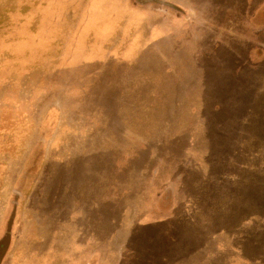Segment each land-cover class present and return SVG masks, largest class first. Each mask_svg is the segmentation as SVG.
<instances>
[{"label": "rangeland", "instance_id": "1", "mask_svg": "<svg viewBox=\"0 0 264 264\" xmlns=\"http://www.w3.org/2000/svg\"><path fill=\"white\" fill-rule=\"evenodd\" d=\"M100 3L0 0V264H51L53 235L65 230L66 202L88 189L84 181L105 186L108 232L124 228L108 256L125 253L130 229L147 213V226L135 230L133 254L140 264H163L173 237L194 247L199 226L214 232L213 205L227 215L220 223L231 231L210 242L203 237L208 244L186 264H264L263 211L258 201L243 199L261 193L263 131L258 111L251 118L238 113L244 112L240 104H261L264 79L238 65L252 50L261 60L263 2L229 12L224 6L233 0L195 6L188 14L182 9L192 37L161 39L156 48L146 42L132 64L100 50L94 59L85 54L99 28L87 21V7ZM100 6L125 5L104 0ZM99 8L92 7L93 18L105 9ZM137 52L144 62L137 63ZM232 55L237 64L227 61ZM138 149L145 151L123 154ZM201 185L205 192L196 202ZM152 207L177 212L167 225L183 232L168 236L155 229Z\"/></svg>", "mask_w": 264, "mask_h": 264}, {"label": "crops", "instance_id": "2", "mask_svg": "<svg viewBox=\"0 0 264 264\" xmlns=\"http://www.w3.org/2000/svg\"><path fill=\"white\" fill-rule=\"evenodd\" d=\"M122 1H124L125 6H100L104 2V0H101L99 6L87 7V21L90 17V24L91 22H97L99 28H97V34H95L98 39L95 41V45L89 47L85 53L86 55L88 54L94 59L97 55L96 50H100L103 52L101 54H106L107 56L115 55L117 59L127 60L126 62L128 64L135 63L133 62L134 52L138 51L139 46L146 42L150 44L152 43L156 48V44L161 39L169 41L170 39H174L173 37H177L179 40L185 37H192L185 33L187 32L186 30L189 24L187 25L185 19L186 16L181 12L182 9L188 14L189 9L193 10L195 6L212 5V1L215 0H161L162 2L149 3L146 5L135 4L131 0H120L121 3ZM233 1L234 3H232L231 6H224L227 12H229L230 9H234V6H250L252 0H239L237 2L235 0ZM227 2L230 3V1ZM261 2L264 4V0H261ZM92 7H105L102 12H98L99 19L92 17L94 13ZM118 16H122V18L118 21H112ZM259 43L262 45L264 44V28L259 32ZM263 53L264 45L259 51L260 58L258 59L261 60H255L257 57L253 50L250 51V54L248 53L247 56L242 54L241 65L238 66L243 67L244 70L242 71L246 72L250 70L248 75L257 72L255 75L258 74L264 79ZM86 55L84 56L86 57ZM128 56L130 58H128ZM152 58H158V56L153 54ZM226 59L228 62L237 64L236 56H228ZM140 60L144 62L146 60V56L144 54L143 56L139 57L137 52V63ZM246 61L252 64L253 67H255L259 62V66L256 69H253L251 65L250 67H247ZM255 62L257 63L255 64ZM233 71L235 70H230V73ZM258 89L261 104L258 106L255 105V103L240 104L241 107L244 108V112L238 111V113H242L243 117L246 113L247 117L249 118L250 116L251 118V116L254 117L258 111L257 115L259 116L258 120L260 122L259 127L263 131V135L261 136L264 138V81L260 82ZM248 90H250V88H248ZM256 107H260L259 110L254 109ZM229 118L236 119L235 117ZM237 118L239 119L241 117ZM237 123L240 122L237 121ZM141 151L145 150L138 149L133 152L125 151L123 154H138ZM258 182L260 185L257 187H260L261 192L259 193V198L252 199L250 197H243V199H246V203L258 201L260 203L258 209L260 208L263 211L258 213V215L261 216L262 213L264 215V190H261L264 189V186H262L264 182L259 180ZM82 184L86 185L88 189L81 194L79 192L76 193L72 198H68L66 202L65 208H68V214L66 218V224L63 225L65 230L63 232L62 230H57V233H55L56 235H53L52 250L56 251V259H52L51 264H140V260L136 259L135 255L133 254V252L138 251V239L137 232L135 233V230H137L138 227H141L142 225L143 227L147 226L146 222H149L148 220H145L147 213L143 217V220L140 222V224L138 222L136 223V228L130 229L131 242L127 244L125 243V253H123L122 249L119 254L111 253L108 256L109 248H111L109 250L113 252V246L111 244L112 239L114 240V236L117 235L119 231H123L124 228H113L109 232L106 228L107 216L105 210L107 198L105 194H102L105 192V189L102 191V188L105 186L101 184V181H98L94 184H91V181H84ZM91 187L96 189H92L91 191ZM195 187H197V183H195ZM202 187L203 185L200 186L199 193L194 199L196 202H200L202 200L201 197L205 192L204 188ZM229 189V192L233 191V187L230 186ZM160 197L162 196H159L158 199ZM231 201L233 202V200ZM151 203H154V201H151ZM212 208L211 229H208L213 230L214 232L210 231L211 233H204L202 226H199V229L196 231V234H198V240L195 242L194 247L187 245L186 238L180 240V238L178 239L177 237H173V240L170 242V244H167L168 248H166V251H168V257H166V260L164 259L163 264H186V259L188 256H190V254H195V256H198L200 251H202L206 244H208L204 243L203 237L206 238L205 240H209L208 242H210V240L213 241L220 237V235H222L224 232L231 231L229 226H221L220 219L226 220L227 217L223 210H218L213 205ZM248 209L250 211V208ZM150 211L153 214H156V219H159L154 220V223L156 224L155 229L158 227L164 228L168 236L180 235L181 232H183L182 228H180V226L177 224H174L173 226L167 225V223H172L176 216H179L177 212L170 210L168 213L164 210L162 212L163 214H159L158 208L153 209V207ZM154 223H152V228L154 227ZM108 235L113 236V238H110V241H108ZM55 238L57 243H55ZM120 247L121 245L119 244L118 249ZM215 247L217 249L221 246L216 243ZM47 263V259H41L40 261L37 260V264ZM227 264H233L232 260L228 261Z\"/></svg>", "mask_w": 264, "mask_h": 264}, {"label": "trees", "instance_id": "3", "mask_svg": "<svg viewBox=\"0 0 264 264\" xmlns=\"http://www.w3.org/2000/svg\"><path fill=\"white\" fill-rule=\"evenodd\" d=\"M260 138H262V137H260ZM168 240H169V239H168ZM155 245H156V246H155V247H156L155 249H156L157 251H160V250L162 251L161 248L163 247V244H162L160 241H157V240H156ZM166 246H167V244L165 245V247H166ZM156 250H154V251H156ZM141 261H142V260H141Z\"/></svg>", "mask_w": 264, "mask_h": 264}, {"label": "flooded vegetation", "instance_id": "4", "mask_svg": "<svg viewBox=\"0 0 264 264\" xmlns=\"http://www.w3.org/2000/svg\"><path fill=\"white\" fill-rule=\"evenodd\" d=\"M1 245V244H0Z\"/></svg>", "mask_w": 264, "mask_h": 264}]
</instances>
